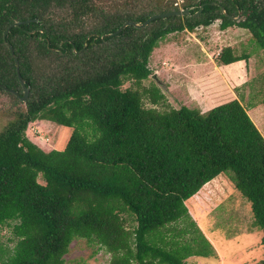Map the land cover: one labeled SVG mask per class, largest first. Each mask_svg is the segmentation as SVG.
<instances>
[{"label": "trees", "instance_id": "16d2710c", "mask_svg": "<svg viewBox=\"0 0 264 264\" xmlns=\"http://www.w3.org/2000/svg\"><path fill=\"white\" fill-rule=\"evenodd\" d=\"M135 1L0 0V84L18 93L0 87L9 97L0 130L1 264H64L77 238L109 252V264L213 256L185 202L222 174L251 204L264 245V136L245 106L232 98L206 111L163 109L161 90L143 86L153 53L172 33L219 20L222 30H248L264 50V0H148L133 11ZM201 5L195 16L108 34L127 21L183 8L193 14ZM23 20L30 21L4 35ZM7 43L30 88L24 101ZM216 58L219 65L243 59L230 45ZM37 120L71 130L63 149L46 151L27 136Z\"/></svg>", "mask_w": 264, "mask_h": 264}, {"label": "rangeland", "instance_id": "374dc122", "mask_svg": "<svg viewBox=\"0 0 264 264\" xmlns=\"http://www.w3.org/2000/svg\"><path fill=\"white\" fill-rule=\"evenodd\" d=\"M107 1L114 4L122 0ZM147 1H135L137 9L125 6L142 11L141 5ZM175 1L182 3L183 0ZM228 45L243 59L219 65L216 56ZM160 47L150 60L153 74L143 81V86L155 85L165 95L159 108L186 105L206 111L220 102L237 98L264 136V50L248 30L236 25L222 30L217 20L194 31L169 34ZM131 85L127 82L123 88ZM148 96V93L144 95V103L153 106ZM8 103L9 97L1 94L0 130L6 120L1 110ZM70 133L68 127L50 120L30 122L26 130L27 136L46 151L63 149ZM39 181L43 182L42 178ZM185 203L203 235L216 249L210 257L187 258L188 264H256L264 258L262 231L254 225L251 204L226 174L207 182ZM1 235L6 240L10 228L2 227ZM110 257L98 244L77 238L71 243L64 264H109Z\"/></svg>", "mask_w": 264, "mask_h": 264}, {"label": "water", "instance_id": "95a60500", "mask_svg": "<svg viewBox=\"0 0 264 264\" xmlns=\"http://www.w3.org/2000/svg\"><path fill=\"white\" fill-rule=\"evenodd\" d=\"M204 5H201L199 10L194 12L193 14L191 13V9L190 8H183V9H178V10H174V11H168V12H163V13H158V14H154L150 17H148L144 22H140V21H127L125 23H123V25H121L114 33H108L109 35L111 34H116L119 33L121 30H123L125 27L127 26H134L137 28H143L149 25L150 22H152L153 20L157 19V18H161V17H167V16H173V15H198L202 10H203ZM224 10V9H223ZM234 19H239V16L234 17ZM30 20H23V21H15L14 23H12L4 32V35L6 36L7 33L10 31L11 27L13 26H19L23 23H27ZM7 46L14 58L15 61V66H16V73H17V77L21 83L22 89H23V95L20 96L21 100H26L30 94V88L26 85V81L25 79L21 76V72H20V65H19V59L18 56L15 54L14 49L12 47V45L10 43H7ZM0 87H2L3 89H5L6 91L9 92H15L14 90L7 88L5 85L0 84ZM17 95L18 93L15 92Z\"/></svg>", "mask_w": 264, "mask_h": 264}]
</instances>
